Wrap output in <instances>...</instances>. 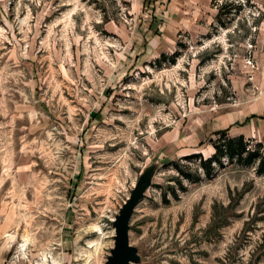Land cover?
Segmentation results:
<instances>
[{
    "label": "rangeland",
    "instance_id": "1",
    "mask_svg": "<svg viewBox=\"0 0 264 264\" xmlns=\"http://www.w3.org/2000/svg\"><path fill=\"white\" fill-rule=\"evenodd\" d=\"M263 114L264 0H0L11 256L105 264L160 161L132 219L140 264H264V169L204 165L228 127L264 153Z\"/></svg>",
    "mask_w": 264,
    "mask_h": 264
},
{
    "label": "water",
    "instance_id": "2",
    "mask_svg": "<svg viewBox=\"0 0 264 264\" xmlns=\"http://www.w3.org/2000/svg\"><path fill=\"white\" fill-rule=\"evenodd\" d=\"M160 168V161H154L146 166L132 189L131 195L116 214L113 220L116 229L115 245L105 264H140L142 262L140 247L135 245L131 239L132 219L139 204L153 186Z\"/></svg>",
    "mask_w": 264,
    "mask_h": 264
},
{
    "label": "trees",
    "instance_id": "3",
    "mask_svg": "<svg viewBox=\"0 0 264 264\" xmlns=\"http://www.w3.org/2000/svg\"><path fill=\"white\" fill-rule=\"evenodd\" d=\"M165 58H167V54L163 53L157 61L162 62ZM217 134H219L216 143L218 152L204 161L206 167L215 161L222 162L225 156H229L233 159L246 160L249 163L259 161L261 168L264 169V153L261 152V147H254L245 135L230 136L228 129L219 130ZM202 154V152H198L188 156H202Z\"/></svg>",
    "mask_w": 264,
    "mask_h": 264
},
{
    "label": "crops",
    "instance_id": "4",
    "mask_svg": "<svg viewBox=\"0 0 264 264\" xmlns=\"http://www.w3.org/2000/svg\"><path fill=\"white\" fill-rule=\"evenodd\" d=\"M258 116L257 114H254L252 116H248L246 118V121H249L251 117ZM260 117L264 118V114L260 115ZM228 129V131L231 129V127L225 128ZM223 130V129H219ZM218 130V131H219ZM238 135H245L244 133H236L233 136ZM246 136V135H245ZM202 152V151H199ZM189 155V154H188ZM2 189V184H0V190ZM10 201L6 199V197L0 196V264H31L28 263L24 259L23 256H11L12 251V244L17 237L18 230L10 224L11 220V211H10Z\"/></svg>",
    "mask_w": 264,
    "mask_h": 264
}]
</instances>
